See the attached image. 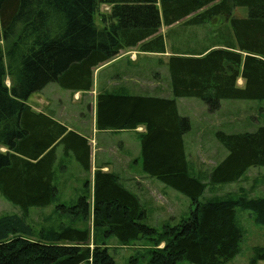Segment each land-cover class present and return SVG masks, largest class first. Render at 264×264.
<instances>
[{"label": "trees", "instance_id": "16d2710c", "mask_svg": "<svg viewBox=\"0 0 264 264\" xmlns=\"http://www.w3.org/2000/svg\"><path fill=\"white\" fill-rule=\"evenodd\" d=\"M103 5L111 6L110 12L101 13ZM238 8L248 9L246 18L233 16ZM214 18L225 23L214 33L215 49L203 57L176 53L170 59L173 98L106 93L97 99L99 131L146 128L143 171L186 196L193 206L190 216L158 232L145 224L137 196L101 169L95 172L92 197L57 205L59 158L72 156L89 172L92 149L85 137L34 112L29 98L51 84L89 92L95 70L122 51L165 54L163 26H199ZM186 98L202 101L210 114L225 100L264 101V0H0V149H6L0 150V193L20 209L0 218V264H118L106 243L90 247L89 227L29 223L33 209L52 207L58 217L92 218L94 234L124 246L149 238L152 245L142 257L147 264L235 259L243 241L238 209L251 212L264 227V198H204L207 185L188 169L184 137L192 127L177 106ZM216 138L228 156L210 174L209 185L235 183L249 169L264 168V126L254 133L217 132ZM250 262L264 264V247L253 249Z\"/></svg>", "mask_w": 264, "mask_h": 264}, {"label": "rangeland", "instance_id": "374dc122", "mask_svg": "<svg viewBox=\"0 0 264 264\" xmlns=\"http://www.w3.org/2000/svg\"><path fill=\"white\" fill-rule=\"evenodd\" d=\"M100 11L101 13L110 12V6L103 5ZM247 15V8H238L233 14L236 18L242 19L246 18ZM95 22L98 26L102 25L99 16L95 17ZM224 24L221 18H214L199 26H184L185 28L181 26L169 34L167 54L153 55L151 58L143 59L147 56L130 53L124 54L120 58L129 57L138 63V74L128 72V75H135L140 78L141 82H147L146 86L150 88V91L154 86L152 79L156 77L159 80L165 78L160 85L166 89V85H170V80L167 79L170 77L168 63L174 56L173 54L203 57L208 49L213 48L214 33ZM107 67L108 65H104L95 70L94 78L97 83L93 92L91 90L92 95L84 92L67 91L56 84H51L50 89L40 95V98L34 94L27 101V104L31 105L32 110L37 114L43 111H51L53 117L64 118L62 121L65 127L85 132L81 123L86 121L84 126L87 130L91 127L93 123V121L91 122L93 111L91 108L95 107L94 100L106 91L114 93L112 88L109 90L107 87L102 89L103 69ZM110 75L113 74L110 73ZM121 79L124 80L123 77ZM127 82L129 83V80ZM5 84L8 87L11 86L9 77H7ZM238 85L244 86V81L240 79ZM151 94L154 95V92ZM222 103L224 105L222 109L217 113L210 114L206 105L198 99L186 98L181 101V112L190 119L192 127L191 132L187 134L186 147L189 173L191 177L207 185L204 194L206 200H235L241 197L249 200L264 198V168L249 169L235 183L209 185L210 174L228 156L225 147L217 140L216 133L224 132L229 135L254 133L264 126V101L225 100ZM144 129L146 130V128L142 129L143 132ZM95 139L96 141L93 140L91 146L96 148L94 145H97V151L91 148V171H84L72 156L61 159L54 172L55 184L59 188V196L56 199L57 205L71 206L82 196L89 195L92 197L95 172L101 169L106 173L113 174L122 187L137 196L141 207L146 211L145 224L158 232H162L165 226L174 225L170 223L171 221L179 223L190 216L193 206L186 196L174 191L171 187H167L159 179L150 176L140 178V175L144 173L143 168L138 167L136 163L129 164L131 161L127 162V158L122 157L123 155L136 158L137 149L135 150V142L131 136L126 133L120 137L100 134ZM0 150L6 152L5 148ZM125 162L128 163L127 166L124 165ZM53 208L45 211L33 209L29 216V223L35 228H40L39 225H51L50 228H57L60 225L68 226L69 224L80 229L89 227L92 235L90 247L101 245L104 242L118 264H147L146 259H142V257H147V251L152 245L149 238L141 237L136 242L124 246L114 238L106 240L103 234H94L92 218L85 221L81 218L74 220L70 215L58 217ZM17 213H20L19 207L10 203L0 193V218ZM237 225L243 233L241 251L228 264H251L253 249L264 247V227L255 223L251 212L241 209H238L237 212Z\"/></svg>", "mask_w": 264, "mask_h": 264}, {"label": "crops", "instance_id": "0c3cea01", "mask_svg": "<svg viewBox=\"0 0 264 264\" xmlns=\"http://www.w3.org/2000/svg\"><path fill=\"white\" fill-rule=\"evenodd\" d=\"M111 7V6H110ZM180 27V24H177V25H174V26H171V27H165L163 26L160 30V34H162L164 37H165V44H166V53H168V43L166 42V38H167V41L169 40V34L171 32H174L176 28ZM183 28H185L183 26ZM166 30V31H164ZM174 30V31H172ZM130 53H135V54H141V55H145L147 57H143V59H146V58H151V56L153 55H159V54H155V53H143L141 51H139L138 49H129V50H126V51H122L115 59H113L112 61L108 62V63H105L103 64L102 66L104 65H108V67L106 69H103V76H102V89L105 87H107V89L109 90L110 88H112L114 91V93L112 92H107L108 94H115V95H122V96H148V97H156V98H161V99H171L173 98V91H172V87H171V79L170 77H168L167 79L170 80V85L167 86L166 85V89H163L161 87L160 84L163 83L164 79H160L158 77H156L155 79L153 78L152 81L154 83H152L154 86L153 88L151 89V91L149 90L150 88L148 86H146V83L147 82H141L140 78H138L137 76H130L128 75L129 73L128 72H134L136 74H138L137 72V69H139V65L136 61H133L131 60L129 57H122L120 58L122 55L124 54H130ZM165 54H160V55H165ZM120 58V59H119ZM102 66H100L98 69H100ZM97 72V71H96ZM110 73H112L113 75H110ZM94 77H95V74H94ZM124 78V80H122L121 78ZM129 80V83L127 82ZM96 79L94 78L93 80V86L94 88L92 87V92L93 90L95 89L96 87ZM50 85L47 86L41 93H38L36 96L40 98V95L44 94L45 92H47L49 89H50ZM92 92L89 91V92H84L86 94H90L92 95ZM151 92H154V95L151 94ZM106 93H103V94H106ZM31 98V97H30ZM29 98V99H30ZM97 99H98V96H97ZM97 99L94 100L95 103H94V108L92 107L91 110L92 113H91V122L93 121L92 125L90 128L85 129V126L84 124L86 123V121H83L81 124L82 126L84 127V130L85 132H81L79 130H71L68 128L69 131H74L78 134H80L81 136L85 137L86 139H88L89 141V144L91 146L92 144V141L95 140V137H97L98 135L100 134H109L110 136H117V137H120V136H123L125 133L128 134L129 136H131L135 142V150L137 149V152L136 153V158H132L130 156H123L124 158H127V162H130L129 164L131 163H136L138 164V167H142V149H141V134L142 133H145V131L143 132L142 129L144 127H139L137 128L136 130H125V131H114V130H110V131H99L97 129ZM183 99H178L177 100V106H178V112H179V115L182 116V117H187L185 116L184 114H182L181 112V101ZM29 105V104H28ZM31 106V105H29ZM224 107L223 103H222V106H221V109ZM43 114L57 122H59L60 124H63L64 125V122L62 120H64V118H56V117H53V114L52 112H46V111H43V112H39L38 114ZM65 126V125H64ZM119 133V134H118ZM123 138V137H121ZM184 141H185V149L187 150V135L184 137ZM96 146V148L92 147L91 148L94 150L97 151V145H94ZM98 150H100V148H98ZM100 152V151H99ZM58 154L60 156L61 154V147L58 148ZM119 154V153H117ZM91 158H92V151H91ZM130 158V160H128ZM75 161V160H74ZM61 162V159L59 158V162H58V165L59 163ZM125 162L124 165H128V163ZM77 163V162H76ZM58 165L54 168V172L56 170V168L58 167ZM92 165V164H91ZM64 166V165H63ZM143 173V172H142ZM55 175V174H54ZM146 175L145 173H143L142 175H140V178H145ZM149 177V176H148ZM56 180V178H55Z\"/></svg>", "mask_w": 264, "mask_h": 264}]
</instances>
